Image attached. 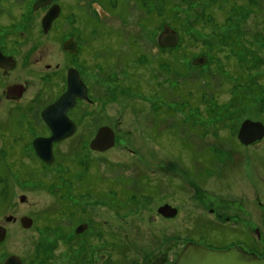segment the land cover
Listing matches in <instances>:
<instances>
[{
	"label": "rangeland",
	"instance_id": "obj_1",
	"mask_svg": "<svg viewBox=\"0 0 264 264\" xmlns=\"http://www.w3.org/2000/svg\"><path fill=\"white\" fill-rule=\"evenodd\" d=\"M60 1L65 7L63 15L47 35L32 38L30 43L36 45L33 56L42 64H51L52 71L59 75L52 79V97L65 86L60 74L73 65L88 81L92 101L80 103L73 112L80 121L79 131L74 139L57 146V161L52 166H39L32 157L26 159L35 175L14 185L16 195L9 214L28 215L35 223L28 229L17 222L7 225L9 233L0 245V264L9 253L22 256L26 264H173L185 239L211 242L209 238L217 234L209 232L206 207L200 203L194 206L190 192L184 194L188 185L181 184L187 174L181 166H186L188 159L185 153L172 150L171 144L189 145L195 136L197 147L207 145L206 149L216 144L222 153L234 143V131L243 116L264 121V0H172L174 6L170 8L169 3L171 14L165 19L179 31L180 43L175 55L166 52L164 56L159 55L153 42L160 31L158 21L144 22L145 12L152 11L156 1L146 0L145 10L135 5V0L124 1L119 20L113 18L116 20L100 26L124 28L132 35L131 54L124 62L119 57L112 62L109 56L108 62L101 61V69L88 59L68 58L61 49L67 30L76 34L78 19H72L78 13H92L89 2L96 0ZM104 2L108 5V0ZM249 2L253 4L248 6ZM213 17L219 24L212 22ZM122 47L128 53L127 45ZM138 48L149 55L135 59L139 51H132ZM161 56L170 67L166 61L163 72L153 71L160 69ZM201 56L207 61L193 63L194 57ZM251 63H255L251 72L242 76L244 65ZM253 74L261 76L255 79ZM135 79L143 85L135 86ZM156 89L161 95L154 94ZM186 99L192 105H187ZM159 104L167 108L166 113L154 116ZM99 125L110 127L116 140L109 151L96 153L82 141ZM226 133L229 137H224ZM76 161H88L87 168L76 171L71 164ZM67 165L74 166L71 180L60 176ZM78 173L81 178H77ZM178 185L180 189L175 190ZM20 194L26 197L23 202L19 201ZM68 200L70 206L79 208L77 221L72 214H60L57 220L60 201ZM163 203L175 206L177 215L162 217L158 207ZM200 213L206 216H194ZM47 221L53 223L49 230L42 227ZM82 221L88 227L76 236L73 226ZM85 238L89 243L84 245Z\"/></svg>",
	"mask_w": 264,
	"mask_h": 264
},
{
	"label": "flooded vegetation",
	"instance_id": "obj_2",
	"mask_svg": "<svg viewBox=\"0 0 264 264\" xmlns=\"http://www.w3.org/2000/svg\"><path fill=\"white\" fill-rule=\"evenodd\" d=\"M124 1L127 2V0H108V5L105 4L104 0L90 1L89 5L92 13L88 14L89 16L84 15V12L82 14L78 13V17L72 19L74 22H77L78 19V25L74 24L77 25L75 27L76 34L71 30H67V37L61 44V49L66 56L68 58L76 56L83 62H86V59H88L91 63L99 66L100 69L102 68L100 65L101 61H106L109 56L112 62L113 60L115 61L117 57L124 62V59L132 50V43L134 41L132 35L128 34L124 28L117 29L116 27L109 26L106 29H102L100 26L101 23H105L113 18L119 20L120 16L118 12L125 4ZM155 1L156 4L152 8L153 10L151 11L148 9L147 12H145L144 22H149L150 20H155V22L158 21L156 27L160 31L153 42L155 48H157V52L160 53L159 55L164 56L166 52L175 55L177 53L175 52V48L180 43V35L174 47L164 46L159 42V37L164 31L165 26H170V23H166L165 18L166 15L169 16L171 14L167 6L169 3L171 4L172 0H162L161 5H159V0ZM231 1L232 0H225V2ZM36 2L37 0H0V154L9 170L13 188L11 201L6 210L0 214V220H4L3 223L0 222V225L5 227L6 230L5 237L0 241V245L4 244L8 237V224L16 225L17 222L19 227L24 228L20 223V217L24 215L19 217L13 216L9 214V209L16 195L14 192V185L21 181H26L25 179H27L28 176L35 175L34 169L30 170V167L26 164V159L32 157L39 166L41 165L47 168L52 166L57 161V156L55 154L57 146L65 141L74 139L79 131L80 121L79 118L73 116V112L80 103L90 104L92 101L90 94L91 89L88 81L83 77L81 70H78L73 65L66 66L64 75L63 73L60 74L61 80L64 81L65 84L64 88L54 97L51 96L52 79L54 75H57L56 77H59V75L52 71L51 64H42L40 59L34 58L33 54L36 51V45L33 44V41L32 43L30 42L32 38L35 40L37 36L40 38L42 35H47L52 30L53 23L63 15L65 7L60 0H50L49 3L39 6H36ZM146 2V0H142V3L141 0L133 1L135 5L144 10L148 7ZM53 4H57L59 7L58 15L52 20L50 28L45 32L43 30L42 19ZM252 4V2H249L247 5L250 6ZM152 5H154V3ZM172 6H174V4H171L170 8H172ZM177 15L179 16L178 13ZM36 16H38V19ZM169 19L174 20L176 18L170 17ZM36 21L38 22L36 23ZM127 39L130 40V42H128ZM64 42L71 43V49H65L63 47ZM125 44L128 47V50H126L128 53L121 50V48H123L122 46H125ZM136 50L139 52L135 59L142 60L144 55L145 57L149 55L139 48L134 49L132 51L133 54L137 53ZM102 53H104V56H101ZM163 56H161L162 61H160V69L156 67L153 68V71L160 70L163 72L164 69L162 64L165 61ZM204 57L207 61V57ZM195 58L196 57H194V59ZM56 67H58V65H56ZM69 69H74L76 75H78L84 83L87 98L76 97L74 105L68 109L67 117L72 124L69 123V127H72V133L65 138L52 141L51 150L53 160L47 163L37 154L35 143L38 140L42 141V139L49 138L52 135L44 111L49 105L56 102L67 90ZM134 84L135 86H139V84L143 85V82H139L138 79H135ZM159 85H161V82ZM133 87L134 86H132V88ZM133 90L135 91V89ZM146 93L147 92H145V94ZM155 93L161 95L158 89L154 90V94ZM173 93L175 95V92ZM162 97L164 96H159V98ZM162 102L164 103V101L159 103ZM185 102L187 105H192L189 99ZM155 107L156 110L153 112L154 116L166 113L167 108H162V104ZM31 113L33 114L32 116ZM245 120L253 123H262L264 126V121L258 118H253L250 115L243 116L234 131L235 144L231 143L232 145H230L228 150H221L222 153L217 150L216 144L215 146L209 144L208 147H206L208 151L205 149L207 145L197 147L195 144V136H192L189 140V145L182 144L181 146H177L171 144L173 146H171L172 150L175 149L179 153H185V157L188 159L185 163L186 166L182 164V166L186 168L181 166L187 174V179L181 184L184 186L185 184L188 185V188L185 186L186 189L184 190V194L190 192V197L195 202L194 206L196 203H200L206 207L205 211L209 219V232L210 234H217V237L214 239L209 238L211 242L201 241L192 237L185 239L184 245L193 242L214 249L235 247L239 250L264 256V130L260 138L250 143H244L239 138L238 134ZM101 127V125L97 126L93 134L82 141L86 143L87 149L91 152L101 153L90 147L91 141ZM164 132V129L161 130L159 136ZM242 132L246 134L253 133V131L249 129L243 130ZM114 135H116V133ZM185 136L184 134V138ZM227 136L229 137L228 133L224 134V137ZM176 137L178 138L179 136L177 135ZM185 141L187 142L186 139ZM197 149H200V151ZM232 149H234L235 152H233ZM20 152H22V154ZM78 159L80 160V158ZM77 162L79 164H77ZM80 163L82 164L83 162H71L72 165L75 164L74 166L77 168L75 170L78 172L80 171L78 170L80 169ZM85 164L88 165V161ZM74 166H64L63 177L65 179L71 180ZM198 168L199 170H197ZM78 175L77 178H81L80 173H78ZM240 175L242 179L239 178ZM19 177H22L20 178L21 180H19ZM178 189H180L179 185L176 186L175 190ZM21 195L22 194L19 195V201ZM243 201L246 202L243 203ZM60 203V208L56 210L57 215L63 214L64 216H68L72 214L74 221H77L78 217L76 216V210L80 213L78 206H70L69 200L68 203L64 201H60ZM165 204L174 208V215H177L179 210L175 206L169 203H163L160 206ZM160 215L166 218L171 217L163 214ZM206 215L200 213L194 216L203 217ZM213 216L216 218H213ZM7 217H10V219L7 220ZM30 218H32V225H34V218ZM193 221L195 222V218ZM52 224L53 223L42 224V227L49 230L52 228ZM80 225H84L83 230L76 232V228ZM87 227L88 224L85 221L78 222L73 226V234L79 236ZM87 243H89V240L85 238L84 245ZM93 244L95 243L91 245ZM83 250L85 251L86 248H83ZM180 251L181 250L174 256L172 263H174ZM9 255H12V253L7 254V257ZM18 257L20 258V264H26L22 256ZM5 258H3L1 264Z\"/></svg>",
	"mask_w": 264,
	"mask_h": 264
},
{
	"label": "water",
	"instance_id": "obj_3",
	"mask_svg": "<svg viewBox=\"0 0 264 264\" xmlns=\"http://www.w3.org/2000/svg\"><path fill=\"white\" fill-rule=\"evenodd\" d=\"M50 0H37L36 6L45 5ZM59 7L53 4L49 11L42 19L43 30L46 32L52 23V20L58 15ZM178 35L175 31L171 30L167 25L159 37V42L164 46L174 47L177 43ZM63 47L71 49V43L64 42ZM206 62L204 56L196 57L193 60L195 64H203ZM76 97L87 98L86 87L82 80L76 75L74 69H69L68 74V87L67 90L54 102L49 105L44 111L47 123L50 126L52 135L49 138H44L42 141H36L37 154L47 163L53 160L51 143L52 141L60 140L69 136L72 133V127H69V118L67 111L74 105ZM72 125V124H71ZM252 130V134L243 133V130ZM264 126L262 123H253L245 120L241 127L239 138L244 143H250L255 139L262 136ZM114 132L108 126H102L97 132L96 136L90 143L93 150L103 152L114 144ZM44 142V143H43ZM12 181L10 178L9 170L0 154V214H2L12 198ZM25 196L21 195L20 201L25 200ZM158 212L165 216H172L175 209L170 205L165 204L158 208ZM10 217H7L9 220ZM22 227L29 228L32 225V218L27 215L20 217ZM84 225L76 228V232L82 231ZM5 227L0 225V241L5 237ZM2 264H20V258L17 255H9L6 257ZM173 264H264V256H259L255 253L239 250L235 247L227 249H214L204 245L196 244L193 242L187 243L182 247L180 253L176 257Z\"/></svg>",
	"mask_w": 264,
	"mask_h": 264
},
{
	"label": "trees",
	"instance_id": "obj_4",
	"mask_svg": "<svg viewBox=\"0 0 264 264\" xmlns=\"http://www.w3.org/2000/svg\"><path fill=\"white\" fill-rule=\"evenodd\" d=\"M228 3V2H227ZM217 6H219V4H217ZM214 24H217L218 22L215 20V17H213V21H212ZM219 24V23H218ZM198 38L197 37H195L194 38V40L196 41ZM251 55H253V54H251ZM179 60V58L176 60V62ZM167 61V60H166ZM166 61H164V63L162 64L163 66H165V62ZM168 63V66L170 67V63H169V61H167ZM175 62V63H176ZM255 66V63H251V64H246V65H244V68H245V72H243V75L242 76H246L247 74H249L250 72H251V70L253 69V67ZM165 67H167V66H165ZM254 75V77H255V79H257L258 77H260L261 76V74L260 75H255V74H253ZM174 90H179V88H177V87H175L174 88ZM176 94H179L180 95V93H176ZM244 98V97H243ZM188 99H186V101H187ZM214 110V108H212V111ZM81 164V163H80ZM86 166V168H87V164H85V163H82L81 165H80V169H82L83 170V167H85ZM86 168H84V169H86ZM80 169H78V170H80ZM60 176L62 177V176H64V174H63V172L60 174ZM86 176V175H85ZM55 178V180H56V176L54 177ZM53 181V180H52ZM55 182V181H54ZM88 192V191H87ZM60 196H62V194H60ZM77 213L76 214H78V211H76ZM60 214H58L57 215V220H60ZM48 222V221H47ZM52 222V221H51ZM45 224V223H44ZM48 224H51V223H49L48 222Z\"/></svg>",
	"mask_w": 264,
	"mask_h": 264
},
{
	"label": "bare ground",
	"instance_id": "obj_5",
	"mask_svg": "<svg viewBox=\"0 0 264 264\" xmlns=\"http://www.w3.org/2000/svg\"><path fill=\"white\" fill-rule=\"evenodd\" d=\"M168 26V25H167ZM171 30H173V31H175L176 33H177V35H178V37H179V35H180V33H178V30L176 29V28H172V27H170V26H168ZM114 139L116 140V135L114 136ZM114 144H115V141H114ZM114 144H113V146H114ZM112 146V147H113ZM112 147H110V149L112 148ZM106 151H109V149H107ZM105 152V151H104Z\"/></svg>",
	"mask_w": 264,
	"mask_h": 264
}]
</instances>
